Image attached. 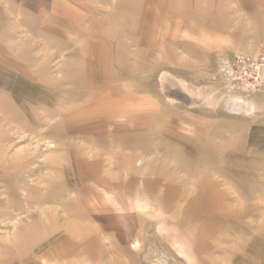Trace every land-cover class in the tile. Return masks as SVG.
I'll return each instance as SVG.
<instances>
[{"label":"rangeland","instance_id":"1","mask_svg":"<svg viewBox=\"0 0 264 264\" xmlns=\"http://www.w3.org/2000/svg\"><path fill=\"white\" fill-rule=\"evenodd\" d=\"M250 2L0 0V264H41L64 221L90 217L97 185L139 168L144 202L166 205L145 172L186 187L173 213L211 238L206 264H264Z\"/></svg>","mask_w":264,"mask_h":264},{"label":"crops","instance_id":"2","mask_svg":"<svg viewBox=\"0 0 264 264\" xmlns=\"http://www.w3.org/2000/svg\"><path fill=\"white\" fill-rule=\"evenodd\" d=\"M252 1L250 13L257 17L256 25L259 23L264 29V0ZM139 171L124 179L122 185H97L95 200L85 206L90 217L79 222L64 221L58 236L41 250V264H164L156 258L160 250L170 257L168 264H206L211 238L190 228L186 231L193 219L176 214V201L184 197L186 187L175 182L167 188L161 182L167 180L164 176L144 171L143 179L153 181L150 188L158 192L154 196L161 202L165 200L166 205L144 202L145 185L138 183ZM189 197L197 204L207 205V200ZM170 223L180 224L182 230Z\"/></svg>","mask_w":264,"mask_h":264},{"label":"built area","instance_id":"3","mask_svg":"<svg viewBox=\"0 0 264 264\" xmlns=\"http://www.w3.org/2000/svg\"><path fill=\"white\" fill-rule=\"evenodd\" d=\"M238 60H239L238 62L239 64L244 62L243 59H238ZM261 63H264V48H263V51L258 55V57L254 59L252 62H250V64L254 66H259L261 65Z\"/></svg>","mask_w":264,"mask_h":264}]
</instances>
